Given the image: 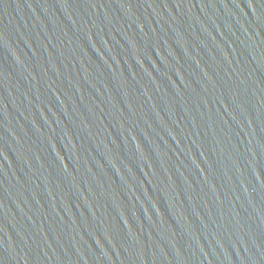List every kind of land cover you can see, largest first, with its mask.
<instances>
[{"label": "water", "instance_id": "water-1", "mask_svg": "<svg viewBox=\"0 0 264 264\" xmlns=\"http://www.w3.org/2000/svg\"><path fill=\"white\" fill-rule=\"evenodd\" d=\"M0 264H264V0H0Z\"/></svg>", "mask_w": 264, "mask_h": 264}]
</instances>
